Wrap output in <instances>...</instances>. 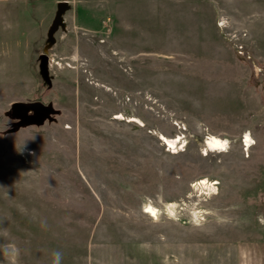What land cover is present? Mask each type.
<instances>
[{
	"label": "rangeland",
	"instance_id": "obj_1",
	"mask_svg": "<svg viewBox=\"0 0 264 264\" xmlns=\"http://www.w3.org/2000/svg\"><path fill=\"white\" fill-rule=\"evenodd\" d=\"M263 108L264 0H0V264H261Z\"/></svg>",
	"mask_w": 264,
	"mask_h": 264
},
{
	"label": "water",
	"instance_id": "obj_2",
	"mask_svg": "<svg viewBox=\"0 0 264 264\" xmlns=\"http://www.w3.org/2000/svg\"><path fill=\"white\" fill-rule=\"evenodd\" d=\"M68 8L69 5L66 1H58L56 3V9L46 32V39L42 52L38 56L39 74L47 84L50 83V76L48 74V56L46 52L54 43V32L57 30L58 26H60L61 29L64 28L62 14ZM57 112L58 110L55 109L50 102L44 104L40 101H14L10 104L6 114L15 120L12 124V130H17L19 127L41 125L45 120L51 121L54 119L52 115Z\"/></svg>",
	"mask_w": 264,
	"mask_h": 264
},
{
	"label": "bare ground",
	"instance_id": "obj_3",
	"mask_svg": "<svg viewBox=\"0 0 264 264\" xmlns=\"http://www.w3.org/2000/svg\"><path fill=\"white\" fill-rule=\"evenodd\" d=\"M114 116V117H113ZM113 118H123V115L121 113L113 115ZM128 121L132 122H137V123H142L138 118L134 116H128L127 117ZM159 136L161 139L164 140V143L169 146V148H175L179 145L181 142V136L180 134H176L174 136L168 137L163 135L162 133H159ZM184 141V140H183ZM252 138L248 132H244L242 136V144L245 146V148H249V146L252 144ZM229 140L224 137H219L215 134L212 133H207L206 136L203 138L202 141V150L204 153L209 152V151H224L227 146H228ZM201 186L206 187L207 189L209 188H214L213 181H209L207 178L202 177L198 180V182ZM175 205L174 202H168L167 207L171 211V208ZM143 212L152 216L156 217L159 209L156 208L155 206L149 204V203H144L143 204Z\"/></svg>",
	"mask_w": 264,
	"mask_h": 264
},
{
	"label": "clouds",
	"instance_id": "obj_4",
	"mask_svg": "<svg viewBox=\"0 0 264 264\" xmlns=\"http://www.w3.org/2000/svg\"><path fill=\"white\" fill-rule=\"evenodd\" d=\"M59 259H60V253H56V264H59Z\"/></svg>",
	"mask_w": 264,
	"mask_h": 264
},
{
	"label": "crops",
	"instance_id": "obj_5",
	"mask_svg": "<svg viewBox=\"0 0 264 264\" xmlns=\"http://www.w3.org/2000/svg\"><path fill=\"white\" fill-rule=\"evenodd\" d=\"M262 250H263V256L261 257V264H264V248Z\"/></svg>",
	"mask_w": 264,
	"mask_h": 264
},
{
	"label": "flooded vegetation",
	"instance_id": "obj_6",
	"mask_svg": "<svg viewBox=\"0 0 264 264\" xmlns=\"http://www.w3.org/2000/svg\"><path fill=\"white\" fill-rule=\"evenodd\" d=\"M58 28H61V27H60V26H58ZM58 28H57V29H58Z\"/></svg>",
	"mask_w": 264,
	"mask_h": 264
}]
</instances>
